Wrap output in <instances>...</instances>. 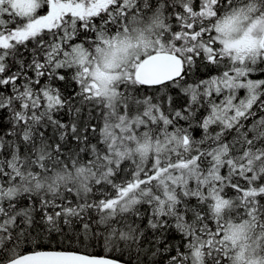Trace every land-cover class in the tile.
<instances>
[{
  "label": "snow or ice",
  "instance_id": "obj_1",
  "mask_svg": "<svg viewBox=\"0 0 264 264\" xmlns=\"http://www.w3.org/2000/svg\"><path fill=\"white\" fill-rule=\"evenodd\" d=\"M0 264H264V0H0Z\"/></svg>",
  "mask_w": 264,
  "mask_h": 264
},
{
  "label": "trees",
  "instance_id": "obj_2",
  "mask_svg": "<svg viewBox=\"0 0 264 264\" xmlns=\"http://www.w3.org/2000/svg\"><path fill=\"white\" fill-rule=\"evenodd\" d=\"M214 72H215V69L212 68V69L209 70V73H208V74H212V73H214ZM197 135H199V133H197Z\"/></svg>",
  "mask_w": 264,
  "mask_h": 264
}]
</instances>
